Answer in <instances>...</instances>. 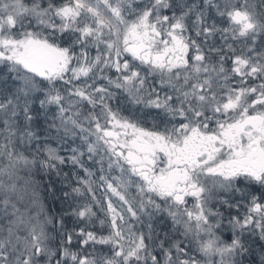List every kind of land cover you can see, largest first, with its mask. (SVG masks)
<instances>
[{
	"label": "snow or ice",
	"instance_id": "snow-or-ice-1",
	"mask_svg": "<svg viewBox=\"0 0 264 264\" xmlns=\"http://www.w3.org/2000/svg\"><path fill=\"white\" fill-rule=\"evenodd\" d=\"M0 264H264V0H0Z\"/></svg>",
	"mask_w": 264,
	"mask_h": 264
}]
</instances>
